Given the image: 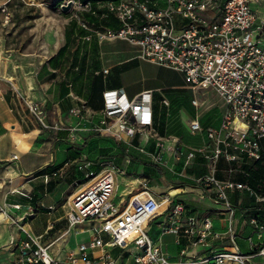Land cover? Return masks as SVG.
<instances>
[{"label": "built area", "instance_id": "2783aa9c", "mask_svg": "<svg viewBox=\"0 0 264 264\" xmlns=\"http://www.w3.org/2000/svg\"><path fill=\"white\" fill-rule=\"evenodd\" d=\"M69 1L70 10L75 11L76 25L86 32L83 39L94 38L99 44L125 40L136 48L138 58L179 71L187 82L186 88L192 95L190 103L195 109L199 107L200 90L211 89L222 99L224 110L217 127L204 128L198 116L186 124L190 134L199 133L204 140L200 146L186 150L185 163L196 155L205 160L208 173L198 183L211 189L215 202L229 213L225 234L231 250L214 252L201 261L246 264L255 256H264V223L258 216L249 219L259 240L258 244L250 243L253 252L244 254L235 245L234 209L228 192L247 191L260 206H264V194L255 193L245 182L215 176L220 160L226 163L223 172L228 175L241 173L243 166L250 163L264 165V0L99 1L97 9L90 2L68 0L65 3ZM78 12H89L100 21L111 17L117 26L89 23ZM102 72L106 74L107 70ZM74 99L77 102L69 109L70 115L79 121L91 122L93 132L140 152H146L145 144L154 139L156 150L147 154L156 164L163 163L161 151L173 149L177 143V138H173L167 146L164 138L153 133L152 91H142L129 98L120 88L106 89L101 94L102 107L98 114L86 101L75 96ZM169 103V98L162 94L161 104L168 107ZM138 140L143 145H135ZM178 149L181 154L182 147ZM76 169L86 180V186L72 197L66 218L70 225L92 220L89 236L67 249L63 257H57L49 251V244L41 242V236H32L20 226L26 239L11 242L13 264H116L111 249L118 245H133L139 251L134 257L135 264H175L146 233L148 223L158 216L165 219L162 233L194 235L193 244L203 243L210 235L216 239L221 237L219 232H212L209 219L199 222L187 215L182 203L169 195L157 198L148 192L136 197L146 190L143 189L123 208L116 206L112 200L116 171L109 166L93 170L91 161L83 157L76 163ZM44 180H48L47 175ZM1 183L0 178V188ZM8 207L18 211L22 205L0 202V212L11 220V226L35 211L29 207L20 217L10 216ZM259 245L261 249L257 250ZM184 255L181 251L176 264L190 263L182 258Z\"/></svg>", "mask_w": 264, "mask_h": 264}, {"label": "crops", "instance_id": "0c3cea01", "mask_svg": "<svg viewBox=\"0 0 264 264\" xmlns=\"http://www.w3.org/2000/svg\"><path fill=\"white\" fill-rule=\"evenodd\" d=\"M81 1L90 2L91 7L97 9V2L99 1L117 2L118 0ZM79 14L89 23L111 27L117 26V22L111 17L105 21H100L89 12H79ZM80 33V38L83 39L86 32L80 29ZM73 36L74 34L72 33L67 41H70ZM92 40L94 42V38L89 41L91 42ZM96 44L100 45L99 43ZM91 52L103 54V52L95 48H87L84 51H79L77 48H74L71 49L70 63H63L66 54L62 51L58 56L48 62L46 66L42 65L36 75L31 76L33 89L28 91L26 86L27 97L23 95L20 97L19 91L15 88V85L10 83L7 79L0 77V178L2 180L0 202L7 205L13 203H20L22 205V209L18 211H14L12 208L8 207L7 210L10 216L20 217L24 215L25 211H28L27 209L29 207L35 209L31 216L12 226L10 225L11 220L8 219V222H6V217L0 213V264H13L14 251L11 242L26 239V234L20 231V226L32 236H41V242L49 244V251L52 255L57 257H63L67 249L74 248L79 241L89 236L90 221H84L78 225H70L66 218V209L75 193L86 186V180L83 179L81 176L82 174L76 169V163L83 157H86L88 149L84 151L80 148L79 144L90 143L92 140H97V143L100 142L103 144L104 136L102 137L91 130V122L85 120L79 121L71 115H69V118L66 120L68 125L65 127L61 126L63 120H65V112L69 111L67 108L70 109L77 102L74 96L78 99L79 96L84 98L89 83V78H86L89 76V69L93 67L96 62L91 63L90 67L88 68L87 66L86 70H84L83 66L85 65L80 63V61H86L81 58L83 56L89 57L92 54ZM105 54L107 55V57H105V62L110 63V66H108V68L102 67L103 69L101 72L107 70L106 74L102 72L104 77L109 74L111 68H119L122 75H129L140 67L138 63L133 64L137 62V60H140L136 54H129V56L127 55L122 60L115 62H113L112 59L116 54L122 55L125 53L105 51ZM75 63H78V66L75 65ZM97 63L103 65L102 61ZM101 66H99V68ZM167 69L175 71L171 68ZM95 73L99 74L100 72L97 70ZM67 75L70 79H77V85L74 88L75 91H72L71 84H65L64 79ZM85 81L86 86H84ZM136 82L140 84L139 80ZM119 88L127 95L124 87L120 86H101L100 93L102 94L106 89ZM153 88L157 89L160 95H162L166 90L179 89L181 86L176 84L174 79L169 78L164 86L161 85ZM153 88L147 86L145 83H141L138 92L131 97L127 95V97L132 98L142 91L149 90L152 91L154 102ZM183 88L187 89L186 87ZM171 100H173V98ZM33 101L35 104L39 103L42 106H45V104L51 105L47 119L53 123V125H46L41 116L34 113L32 111L33 109H30L32 112L29 110V106L32 105L31 102ZM188 107L190 111L191 107L194 109L191 103H189ZM223 110L224 103L222 101L220 105L211 103L206 106L205 109H202V119L198 114H192V111L189 113L186 110H180V112H183L187 121L198 116L200 118V123L205 128L217 127L220 123ZM45 116H47V114H45ZM94 121H96V119H94L93 122ZM74 127L76 130L71 129ZM200 138L201 143L196 147L203 143V136ZM173 141L174 139L166 140L167 146L172 144ZM134 143L135 145H143L142 142L139 143V140ZM148 143L149 141L145 144L146 152H154L156 150L155 145L152 144L148 147ZM185 147L187 149L192 148ZM14 155L16 159L12 158ZM152 164L155 165V163ZM258 164L259 163H250L243 166V168L248 170V174H250L248 175L250 178L249 182L242 180L238 176L231 179L237 182H245L255 193L264 194V165L259 167ZM155 166L156 167H150L151 175L148 176L149 178L125 175L123 177L120 176L119 178L121 179H118L116 176L112 200L115 198L117 205L122 207V205L125 206L128 203L129 199L135 193L146 189L157 198L160 195H169L173 197L175 201L182 203L187 215L195 217L199 222L206 218L211 221L212 232H219L221 237L216 239L210 235L203 243L193 244L196 239L194 235L187 236L183 234L176 235L161 232L162 235H174L175 243L178 245L184 243V246L180 248L174 260L167 255L175 264L180 259L181 251L185 252L182 258L190 261L189 264H208L201 261V259L209 257L212 253L217 251L231 250L230 240L228 235L225 234L229 213L225 211L209 212L214 208L219 210L222 206L213 204L211 198L213 193L211 189L209 190L206 186H202L198 183L199 178L208 173L205 160L199 155H196L194 159L189 160L187 163H185V161L179 163L176 161L172 162L170 165L166 164L164 167L159 165ZM140 168L142 169L143 165H141ZM92 169L95 170L93 165ZM45 175L48 176L47 181L44 180ZM145 185H149V187H145ZM14 190V193H10ZM245 192L248 198L252 199L255 203L253 196H250L247 191L231 190L228 192L231 205L234 207L236 206V209L239 210H234V215L238 213L234 221L235 232H238V230L244 226L239 216L249 211V209L246 210V208H244L246 206L245 200L243 204L241 202L243 200L242 196L244 195H241V193ZM9 196L12 198L8 199ZM39 212H45L48 216L47 223L44 231L35 235L32 233L28 220L34 218ZM205 215L207 217L202 218ZM154 221L157 222L161 230L162 224L165 222L164 216H158L150 222ZM64 223H66L65 226ZM245 227H242L241 230ZM249 227L251 231L254 230L252 226ZM45 236L47 237L46 239H44ZM220 240L227 241V244L222 245ZM262 240H264V233L262 235ZM258 242L259 240L257 239V242L253 244H258ZM138 253L139 251L133 245L127 247L118 245L111 249V256L116 260V264H135L134 257ZM261 257L264 259V256ZM262 264H264V261Z\"/></svg>", "mask_w": 264, "mask_h": 264}, {"label": "rangeland", "instance_id": "374dc122", "mask_svg": "<svg viewBox=\"0 0 264 264\" xmlns=\"http://www.w3.org/2000/svg\"><path fill=\"white\" fill-rule=\"evenodd\" d=\"M66 1L68 0H0V77L13 83L15 88L19 91L20 97H22L21 95L27 97L26 79L29 77L32 79L31 76L36 75L42 65L46 66L48 60L73 33V38L70 41H67L66 48L64 49V54H66L63 61L64 64L70 63L71 49L74 48H77L79 51H84L87 48H95L96 50L103 52V54L91 52L92 54L89 57L83 56L81 58L86 61H80V63L85 65L83 66L84 70H86L87 66L89 68L91 63L96 62L93 67L89 69V76L86 75V79L89 78V83L84 98L79 96V99L86 101L87 106L96 114L100 112L102 107L100 98L101 86L124 87L127 95L131 97L138 92L141 83H145L147 86L153 88L161 85L164 86L167 80L172 78L176 84L181 86V88L164 91V94H166L170 100L168 107L161 104V95L157 89L153 88V107L155 109L153 133L164 138V140L177 138V143L175 147L172 145V147H174L173 149H164L161 151L163 155V163H155V165L164 167V165H170L172 162H184L187 154L186 150L189 151L185 146L194 148L199 145L201 143V135L199 133L190 134L187 131V119L180 110H186L189 113L192 111V114H198L202 119V109H205V107L211 103L220 105L222 103L221 98L211 89H208V91L200 90L197 94L200 102L199 107L198 109H193L191 107L190 111L188 106L192 95L189 90L183 88L187 86V82L184 80L182 74L178 71L175 72L176 70H168L166 67L144 61L143 59L137 60V62L133 63H138L140 67L129 75H122L119 68H111L109 74L104 77L101 70L110 66V63L105 62V57H107L105 51L125 53L122 55L116 54L112 59V61L115 62L122 60L127 55L129 56V54H136V48L125 40L117 39L113 42H103L98 45L96 44L97 41H95V39L94 42L93 40L90 42L80 38V29L77 27L76 19L73 16L75 11H71V8L68 11L62 10L61 6L62 4H66ZM78 15H80L79 12ZM100 61L103 62V65L97 63ZM75 65L78 66V63H75ZM99 66L101 67L99 68ZM97 70L100 72L99 74L95 73ZM64 80L65 84H71L72 91H75L74 88L77 85V79H70L67 75ZM137 80L140 81V84L136 82ZM84 86H86V81L84 82ZM172 98L176 99L177 103H173L171 100ZM31 103L34 106L36 105L35 108L33 107L32 111L41 116L46 125H53V123L47 119L51 105L45 104V106H42L39 103L35 104L34 101ZM67 110H69V108H67ZM45 114H47V116H45ZM69 115V111L65 112V120H63L61 127L68 125L66 120L69 118ZM96 141L97 140H92L90 143L79 144L80 148L84 151L88 149L86 158L91 161L95 170L109 166L116 171L118 179H121L119 178L120 176L123 177L125 175L149 178L148 176L151 175L150 167H156L152 164L154 162L147 154L148 152H140L132 147L127 148L125 144L117 142L111 137H104L103 144L100 142L97 143ZM163 142L165 143V141ZM152 144L155 145V140L150 138L148 147ZM179 147H182L183 149L181 154L178 149ZM144 151L147 150L144 148ZM121 155H123V157H121ZM177 157L179 159H177ZM141 165H143L142 169L140 168ZM225 166L226 164L222 160L218 162L215 174L216 178L224 180L238 176L242 180L249 182L250 178L248 175L250 174H248V170L242 168L240 170L242 171L241 173L235 172L232 175H228L222 172ZM258 166L262 167L263 164L259 163ZM244 174H247V176ZM81 176L83 177V175ZM145 187H149V185H145ZM242 194L245 196H242L243 200L241 202L243 204L245 200L246 206L244 208H246V210L249 209V211L242 213V216H239V219L244 223L242 224L244 225L242 227H247L241 230L242 227L240 226V230L235 232L236 237L234 242L240 252L249 254L253 252V247L250 243L257 242V231H251V228L249 227L251 226L249 219L252 215H256L260 221L264 223V206L256 205L252 199L248 198L246 192L241 193V195ZM162 196L164 195H160L158 198ZM11 198L12 197L9 196L8 199ZM211 198L213 204L222 206L215 202L214 195H212ZM113 203L117 206L115 198H113ZM123 206L124 205H122V207ZM68 207L66 211L68 210ZM232 207L234 210H238L236 209V206ZM216 211L220 212L224 211V209L223 207L219 210L214 208L209 212ZM235 216H238V213L233 216V221L236 219ZM47 217L48 216L45 212H39L34 218L28 220L33 234L38 235L44 231ZM206 217L207 216L205 215L202 218ZM90 223H92V220ZM65 225L66 223H64V226ZM146 233L154 243H157L160 251L166 256L169 255L172 260H174V257L177 255L180 248L184 246V243H182V245L175 243L174 235H162L161 230L155 221L150 222L147 225ZM46 238L47 237L45 236L44 239ZM220 243L226 245L227 241L220 240ZM260 249L261 245L257 247V250ZM263 261L264 259L260 255L248 260L246 264H262Z\"/></svg>", "mask_w": 264, "mask_h": 264}, {"label": "bare ground", "instance_id": "6f19581e", "mask_svg": "<svg viewBox=\"0 0 264 264\" xmlns=\"http://www.w3.org/2000/svg\"><path fill=\"white\" fill-rule=\"evenodd\" d=\"M26 85H27L28 91H31L33 89V83H32V79L30 77L26 79ZM114 188H115V186H114ZM146 193H148V191L144 190V191L138 193L136 197H141L142 195H145ZM2 214L6 217V222H8L7 216L4 213H2Z\"/></svg>", "mask_w": 264, "mask_h": 264}, {"label": "trees", "instance_id": "16d2710c", "mask_svg": "<svg viewBox=\"0 0 264 264\" xmlns=\"http://www.w3.org/2000/svg\"><path fill=\"white\" fill-rule=\"evenodd\" d=\"M66 45H67V41H66V42H65L60 48H58L56 54L53 55V56L48 60V62H50L53 58H55L56 56H58L62 51H64V49L66 48ZM172 101H173V103H177L176 99H173ZM180 104H181V102H180ZM121 157H123V155H121Z\"/></svg>", "mask_w": 264, "mask_h": 264}, {"label": "water", "instance_id": "95a60500", "mask_svg": "<svg viewBox=\"0 0 264 264\" xmlns=\"http://www.w3.org/2000/svg\"><path fill=\"white\" fill-rule=\"evenodd\" d=\"M62 10L63 11H68L71 8V2H67L66 4L62 5Z\"/></svg>", "mask_w": 264, "mask_h": 264}]
</instances>
